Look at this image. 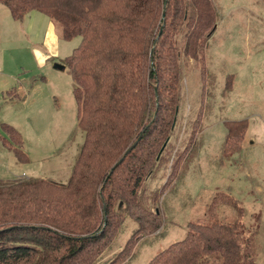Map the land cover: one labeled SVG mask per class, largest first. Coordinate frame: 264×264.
Listing matches in <instances>:
<instances>
[{
	"label": "rangeland",
	"instance_id": "1",
	"mask_svg": "<svg viewBox=\"0 0 264 264\" xmlns=\"http://www.w3.org/2000/svg\"><path fill=\"white\" fill-rule=\"evenodd\" d=\"M212 1L217 24L196 58L182 60L184 41L181 34L175 35L182 69L177 130L163 153L165 174L146 186L167 184L158 202L148 203L162 218L161 225L145 234L125 215L116 238L95 264H109L128 240L132 243L128 256L115 264H147L161 249L184 238L189 223L213 219L241 225L248 253L264 264V4ZM79 41V37L61 38L59 24L42 12L34 10L17 19L0 5V133L9 142H0L1 179L41 177L59 183L69 179L83 131L70 71L54 65L61 64ZM227 83L231 89L223 97ZM201 105L203 128L196 127L195 140L188 142L190 124L196 122ZM240 120L243 127L228 133L226 122ZM2 123L20 134L19 151L28 160L19 159L13 142L2 133ZM181 149L183 157L172 170ZM216 195L219 203L212 206ZM82 197L83 210L73 198H0V222L49 225L58 219L66 223L55 226L58 231L88 235L101 228L105 213L101 214V196ZM142 199L146 194L139 202ZM36 215H46L50 221L35 219Z\"/></svg>",
	"mask_w": 264,
	"mask_h": 264
},
{
	"label": "trees",
	"instance_id": "2",
	"mask_svg": "<svg viewBox=\"0 0 264 264\" xmlns=\"http://www.w3.org/2000/svg\"><path fill=\"white\" fill-rule=\"evenodd\" d=\"M0 5L17 19L34 10L42 12L59 24L61 38H80L61 64L70 71L83 131L65 183L41 177L0 178V198H73L81 209L82 196L92 193L101 196V214L105 213L101 228L84 236L58 231L55 226L66 225L58 219L49 225L3 220L0 264H95L116 238L125 215L145 234L161 225L162 218L148 203L159 200L167 184L151 189L146 186L165 174L163 153L177 130L181 51L182 60H186L196 58L206 47L217 24L216 9L212 0H0ZM176 34L184 41L181 51ZM230 83L223 97L228 96ZM197 114L196 122L190 124L188 142L203 128V105ZM243 124L242 120L228 121L227 132ZM1 126L19 159L28 160L19 151L20 134L5 123ZM4 140L9 143L0 133L2 144ZM182 149L170 166L172 170L183 157ZM119 159L120 164L107 177ZM145 194L146 199L139 202ZM214 197L212 206L219 203L218 195ZM34 218L50 221L46 215ZM247 243L237 222L213 219L189 223L184 238L161 249L147 264H258L256 256L248 253ZM131 244L128 240L119 253L123 254L109 264L127 257Z\"/></svg>",
	"mask_w": 264,
	"mask_h": 264
},
{
	"label": "water",
	"instance_id": "3",
	"mask_svg": "<svg viewBox=\"0 0 264 264\" xmlns=\"http://www.w3.org/2000/svg\"><path fill=\"white\" fill-rule=\"evenodd\" d=\"M164 14H165V12H164V10H163L162 17L165 16ZM152 52H153V48L151 49V53H150L151 58H152ZM54 67L57 68V69H61V70L65 68V66H64L63 64H60V63H56V64L54 65ZM134 144H135V143H134ZM132 146H133V145H132ZM132 146H130L129 148H127L126 152H128V151L131 149ZM126 152H125V153H126ZM125 153H124V154H125ZM120 161H121V159H119V161H118L117 163H115V165L112 167L111 171L113 170V168H114L116 165H118V164L120 163Z\"/></svg>",
	"mask_w": 264,
	"mask_h": 264
},
{
	"label": "crops",
	"instance_id": "4",
	"mask_svg": "<svg viewBox=\"0 0 264 264\" xmlns=\"http://www.w3.org/2000/svg\"><path fill=\"white\" fill-rule=\"evenodd\" d=\"M52 28H53V25H52ZM54 28H55V27H54ZM216 29H217V28H216ZM55 31H56V28H55ZM47 58H49V57H47ZM42 59H43V58H42ZM42 59H41V60H42ZM42 62H43V61H41V63H42Z\"/></svg>",
	"mask_w": 264,
	"mask_h": 264
}]
</instances>
